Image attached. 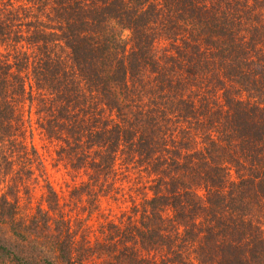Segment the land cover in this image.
I'll use <instances>...</instances> for the list:
<instances>
[{
    "label": "trees",
    "instance_id": "16d2710c",
    "mask_svg": "<svg viewBox=\"0 0 264 264\" xmlns=\"http://www.w3.org/2000/svg\"><path fill=\"white\" fill-rule=\"evenodd\" d=\"M0 264H264V0H0Z\"/></svg>",
    "mask_w": 264,
    "mask_h": 264
},
{
    "label": "rangeland",
    "instance_id": "374dc122",
    "mask_svg": "<svg viewBox=\"0 0 264 264\" xmlns=\"http://www.w3.org/2000/svg\"><path fill=\"white\" fill-rule=\"evenodd\" d=\"M24 111L25 116L30 118L31 133H26L27 144L33 146L40 155L48 180L58 195H67L71 186L78 184L83 177L65 169L63 164L57 161L54 152L56 149L55 144L50 143L39 133L34 124L35 118L32 111H29L28 107H25ZM139 181L138 176L131 171L123 172L122 170L119 172L117 186L121 188V191L117 195L114 194V200L110 198L101 199V207L104 209V213L111 218H115L120 215V210H124L130 206L129 201L131 198L137 203L140 202V195L134 189V184Z\"/></svg>",
    "mask_w": 264,
    "mask_h": 264
}]
</instances>
